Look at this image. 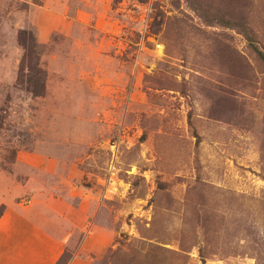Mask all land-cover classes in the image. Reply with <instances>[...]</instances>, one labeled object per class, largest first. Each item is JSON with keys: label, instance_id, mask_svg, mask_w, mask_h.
<instances>
[{"label": "rangeland", "instance_id": "374dc122", "mask_svg": "<svg viewBox=\"0 0 264 264\" xmlns=\"http://www.w3.org/2000/svg\"><path fill=\"white\" fill-rule=\"evenodd\" d=\"M21 31L42 95L17 83ZM247 34L264 51V0H0V170L24 203L86 213L57 264H264V63ZM98 235L104 251L81 249Z\"/></svg>", "mask_w": 264, "mask_h": 264}, {"label": "crops", "instance_id": "0c3cea01", "mask_svg": "<svg viewBox=\"0 0 264 264\" xmlns=\"http://www.w3.org/2000/svg\"><path fill=\"white\" fill-rule=\"evenodd\" d=\"M33 158L34 154L18 151L16 165L29 163ZM24 186L38 187L31 180ZM23 189L22 183L0 170V206L4 205L0 216V264H55L73 231L85 228L86 213L80 210L83 202H79L77 210L66 200L30 193L31 199L24 203L20 199ZM86 240L81 249L98 252L110 243L101 235L95 245Z\"/></svg>", "mask_w": 264, "mask_h": 264}, {"label": "trees", "instance_id": "16d2710c", "mask_svg": "<svg viewBox=\"0 0 264 264\" xmlns=\"http://www.w3.org/2000/svg\"><path fill=\"white\" fill-rule=\"evenodd\" d=\"M219 23L225 26L235 25L230 20L225 19L219 20ZM246 38L250 47L264 63V51L256 44L249 34H247ZM18 44L22 49L18 75L25 79H21L18 76L17 83L19 82V85L33 96L42 95L45 90V72L39 67L40 47L34 35L30 33L28 34L25 31L19 33ZM3 210L4 205H1L0 216L2 215Z\"/></svg>", "mask_w": 264, "mask_h": 264}]
</instances>
